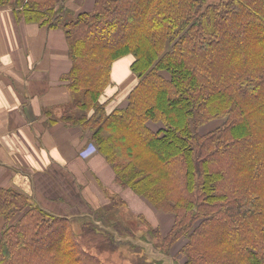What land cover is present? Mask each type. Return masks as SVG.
Listing matches in <instances>:
<instances>
[{
  "label": "trees",
  "instance_id": "obj_1",
  "mask_svg": "<svg viewBox=\"0 0 264 264\" xmlns=\"http://www.w3.org/2000/svg\"><path fill=\"white\" fill-rule=\"evenodd\" d=\"M1 6L64 31L68 98L50 122L88 131L84 148L173 219L164 233L147 221L136 232L119 219L98 226L95 214L76 231L72 218L0 187V264H107L91 248L121 245L108 227L165 254L185 238L182 264H264V0H94L71 16L65 0ZM126 55L137 80L125 105L108 109L113 65Z\"/></svg>",
  "mask_w": 264,
  "mask_h": 264
},
{
  "label": "crops",
  "instance_id": "obj_2",
  "mask_svg": "<svg viewBox=\"0 0 264 264\" xmlns=\"http://www.w3.org/2000/svg\"><path fill=\"white\" fill-rule=\"evenodd\" d=\"M91 3L87 0L86 6ZM13 15L10 7H0V187L25 192L47 211L67 217L111 205L103 190L109 188L103 177H113L110 165L96 152L86 158L81 154L89 132L60 120L50 122L68 98L61 78L71 65L66 40L64 44L58 31ZM135 81L134 77L127 84V94ZM52 183L54 193L48 189ZM109 190L124 195L123 189ZM52 196L63 202L52 201ZM141 204L145 208V202ZM136 213L141 214L140 209ZM170 218L168 222L160 216L150 224L166 221L164 226L159 224L164 233L172 224ZM2 225L0 217V230Z\"/></svg>",
  "mask_w": 264,
  "mask_h": 264
},
{
  "label": "rangeland",
  "instance_id": "obj_3",
  "mask_svg": "<svg viewBox=\"0 0 264 264\" xmlns=\"http://www.w3.org/2000/svg\"><path fill=\"white\" fill-rule=\"evenodd\" d=\"M93 1L90 6L87 5V0H65V3L68 6V13H66L68 16L73 15V12L75 11H82V10H90L93 6ZM74 5V6H73ZM70 6L74 7L71 8ZM55 30L58 31L61 36H62V41L63 43L65 42L64 38V31L62 27H56V28H51V31ZM65 44V43H64ZM132 60L131 55H126L114 64V73H112V81L111 85L108 87V89L105 91V95L103 99L113 97L111 99L112 101L108 105V109L119 105L123 106L126 103V97H127V84L135 79L137 80L136 76L132 73L130 70V62ZM129 62V63H128ZM129 64V65H128ZM219 120H213L204 125L203 127H200L201 132H205L211 128H213L215 125H217ZM149 125L153 129H158L159 127L162 126L161 122H149ZM91 144V143H90ZM89 145V144H88ZM98 153L100 154L96 147L94 146L93 148L90 146H87L81 150L82 157L86 158L87 156L90 155V153ZM107 165V163H106ZM107 168L109 169V172L113 175L111 180H108L103 177V182L106 183L107 187L114 189L118 188L121 192V189H123L124 195L119 196L124 197L127 199L126 202H128V205H119V206H114L112 205V201L109 199L110 204L103 205L99 207L98 209L94 210H89L87 215H82V216H73L70 217L72 218V224L74 229L76 231L80 230V223L83 219H92L95 214H97L98 218L101 220H96L94 219V223L98 226L103 227L102 221H106L105 223L107 224L109 222L112 223L114 220L113 219H119L123 221L125 224H127L129 227L133 228L136 232L145 229L146 224L145 221L150 223V221L158 220L160 216H163L168 220V222H171L170 215L168 213H163L161 211H158L156 209H153L150 205L149 202L147 203L146 200L136 194L134 191H132L129 187L126 186H121L115 179H114V173L111 172L113 171L111 166L107 165ZM111 168V169H110ZM86 182L88 185H91L89 181ZM108 188V189H109ZM50 191L53 193L56 192V188L54 183L50 184V188H48ZM110 191V190H109ZM128 192L130 195H128ZM114 193V192H113ZM85 195V194H84ZM106 195V194H105ZM86 196V195H85ZM108 198V196L106 195ZM139 198V199H138ZM83 199V197H82ZM52 201H62L60 198H56V196L51 197ZM36 201V200H35ZM145 202V208H143L142 202ZM84 202V200H83ZM125 202V203H126ZM87 204V202H86ZM74 205H78L79 208V202L75 201ZM140 209L141 214L137 215L136 210ZM158 214V216H157ZM166 221H162L159 224L161 226H164ZM158 223V222H157ZM108 224V225H109ZM158 225H154L159 228ZM112 230L113 233L115 234L116 241L119 242L121 245H119L118 248L111 250V249H97L95 247L91 248V251L94 252L101 260L105 261L107 264H153L152 262L155 261L157 262L156 264H182L184 261V256L179 252V248L181 245L184 243L185 238L179 239L173 247L170 249L168 254L162 253V251L157 250L153 247L152 244L143 242L139 239H132V237L125 235L119 236L117 235V232L114 231L112 228L108 227V230ZM160 229V228H159ZM134 244H142L143 248H141L139 251H134L131 247L128 246V244H124V242L131 241ZM141 241V242H140ZM140 244V245H141ZM145 256V259L142 261V257Z\"/></svg>",
  "mask_w": 264,
  "mask_h": 264
}]
</instances>
